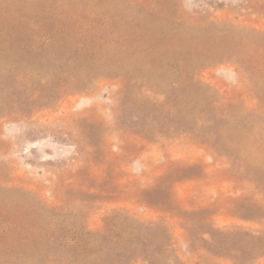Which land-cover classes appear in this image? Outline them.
Here are the masks:
<instances>
[{
    "label": "rangeland",
    "instance_id": "rangeland-1",
    "mask_svg": "<svg viewBox=\"0 0 264 264\" xmlns=\"http://www.w3.org/2000/svg\"><path fill=\"white\" fill-rule=\"evenodd\" d=\"M0 264H264V0H0Z\"/></svg>",
    "mask_w": 264,
    "mask_h": 264
}]
</instances>
